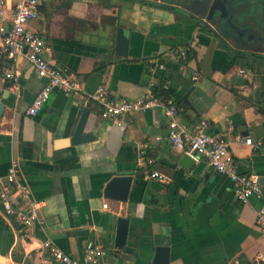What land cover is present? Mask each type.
<instances>
[{"label":"crops","instance_id":"1","mask_svg":"<svg viewBox=\"0 0 264 264\" xmlns=\"http://www.w3.org/2000/svg\"><path fill=\"white\" fill-rule=\"evenodd\" d=\"M17 1L0 0V9L11 15ZM155 1L162 0H40V16L31 26L46 41L45 57L79 76L84 90L56 89L37 116L26 111L47 79L26 58L14 62L0 53V96L10 91L2 98L0 177L18 158L19 180L29 186L32 201L42 202L45 221L28 241L22 225L8 217L0 203V255L5 264H59L42 263L39 254L27 253L45 238L73 256H81L87 242H101L107 254L99 264H154L160 247L170 249L168 264H234L235 259L254 264L258 256L264 257L259 224L264 197L238 200L230 177L205 159H195L192 169L180 165L185 153L166 139L165 107L116 121L104 119L100 105L88 100L101 85L111 99L132 101L166 84L175 92L176 104L182 102L181 121L208 119L212 133H226L239 172L264 175V33L246 23L244 43L227 40V45L176 17H154ZM259 5L263 7L264 0ZM120 26L131 39L127 57L116 54ZM182 46L191 48L186 66L170 60ZM153 60L165 61L166 70L151 69ZM10 70H16L17 91L8 88L5 73ZM193 71L200 73L196 80ZM82 107L90 108L86 131L95 138L71 146L68 127ZM246 136L260 143L259 149L245 143ZM143 155L155 157L164 180L143 175ZM117 175L133 177L126 201L105 193ZM27 205L18 201L21 208ZM121 215L131 217L132 253L114 248Z\"/></svg>","mask_w":264,"mask_h":264},{"label":"built area","instance_id":"2","mask_svg":"<svg viewBox=\"0 0 264 264\" xmlns=\"http://www.w3.org/2000/svg\"><path fill=\"white\" fill-rule=\"evenodd\" d=\"M40 4V0H18L11 15H7L3 7L0 9V53L14 62L20 57L26 58L37 73L47 79L26 111L31 117L40 113L56 89H62L68 93H79L84 90V83L79 76L68 69L52 64L45 57L46 41L31 26V23L40 16ZM190 55V46H182L170 54V60L186 66L190 62ZM151 64V69L158 67L166 70L168 66L165 61L153 60ZM242 73H246L245 70H242ZM5 75L11 81V88L17 91L19 82L16 70L6 71ZM199 77L200 73L193 71V80ZM165 87H167L166 84ZM88 100L100 105L101 116L104 119L116 121L123 120L137 111L165 107L169 117L166 139L172 148L180 149L194 159H205L215 170L227 174L234 183L233 193L238 200L248 202L252 197H264V188L258 181V177L239 172L226 133H212L206 118L192 124L181 121L180 107L176 102L172 98L157 95L154 88L150 89L147 95L136 100H113L109 97L107 88L101 85L94 93L88 95ZM245 143L252 145L255 150L260 147V143H256L250 136L245 137ZM156 165L155 157L147 155L141 157L140 168L143 175L164 180V175L156 168ZM20 167V160L14 158L7 174L0 177V203L5 214L22 225L24 237L28 241H33L36 237V229L45 224L40 214L42 202L30 199L29 186L19 180ZM20 199L28 202L27 208L18 206ZM259 224L264 232V207L259 210ZM29 243L33 245V242ZM32 252L40 255L42 263L55 261L59 264H99L107 254L104 244L91 240L86 243L81 256H73L50 238L41 240L39 245L34 246L27 253L31 255ZM234 264H240V261L235 259ZM254 264H264V257L258 256Z\"/></svg>","mask_w":264,"mask_h":264},{"label":"water","instance_id":"3","mask_svg":"<svg viewBox=\"0 0 264 264\" xmlns=\"http://www.w3.org/2000/svg\"><path fill=\"white\" fill-rule=\"evenodd\" d=\"M151 4L155 11L154 17L158 18L165 15L176 17L181 22L194 28L205 29L228 45L227 40L240 43L244 38L247 32V27L244 25L250 17L256 16L251 13V7L259 5L260 0H162ZM241 42L242 44L244 43L243 41ZM130 46L131 39L125 28L118 27L116 54L127 57L130 52ZM10 86L11 81L8 83V88ZM8 93L10 91L7 89L0 96V119L5 109V103L2 98L8 97ZM187 98L188 95L185 96V99ZM89 113V107H82L72 118L68 127V145H81L95 138L92 132L86 131ZM179 163L187 169H192L196 164V160L190 155L184 154ZM258 181L264 186V175L259 176ZM132 183L133 177L131 175H117L108 182L105 193L110 198L126 201L131 191ZM130 222V216L121 215L116 219L114 248L117 253L120 251L134 252L133 248L128 245ZM113 229L114 224H112ZM109 239L107 238L106 240ZM169 260L170 249L168 247L158 248L154 264H168ZM0 264H5V258L1 255Z\"/></svg>","mask_w":264,"mask_h":264},{"label":"flooded vegetation","instance_id":"4","mask_svg":"<svg viewBox=\"0 0 264 264\" xmlns=\"http://www.w3.org/2000/svg\"><path fill=\"white\" fill-rule=\"evenodd\" d=\"M251 13L256 15L252 16L248 19L249 26L258 27V29L264 33V5L252 6ZM254 35V34H253Z\"/></svg>","mask_w":264,"mask_h":264},{"label":"trees","instance_id":"5","mask_svg":"<svg viewBox=\"0 0 264 264\" xmlns=\"http://www.w3.org/2000/svg\"><path fill=\"white\" fill-rule=\"evenodd\" d=\"M154 91L157 95L163 96L165 98H175L176 94L172 89H167L164 87V84H159L155 86ZM178 100V99H177ZM182 102L180 101L178 106H180Z\"/></svg>","mask_w":264,"mask_h":264}]
</instances>
